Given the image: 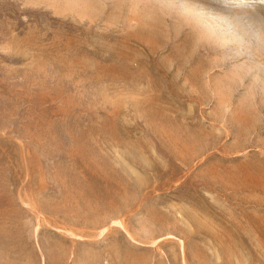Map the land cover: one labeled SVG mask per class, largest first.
Masks as SVG:
<instances>
[{
    "label": "rangeland",
    "instance_id": "374dc122",
    "mask_svg": "<svg viewBox=\"0 0 264 264\" xmlns=\"http://www.w3.org/2000/svg\"><path fill=\"white\" fill-rule=\"evenodd\" d=\"M0 264H264V0H0Z\"/></svg>",
    "mask_w": 264,
    "mask_h": 264
}]
</instances>
